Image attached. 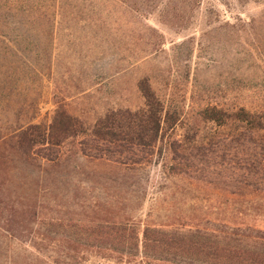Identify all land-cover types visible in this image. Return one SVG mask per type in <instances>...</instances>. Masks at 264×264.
Listing matches in <instances>:
<instances>
[{
	"label": "rangeland",
	"instance_id": "374dc122",
	"mask_svg": "<svg viewBox=\"0 0 264 264\" xmlns=\"http://www.w3.org/2000/svg\"><path fill=\"white\" fill-rule=\"evenodd\" d=\"M36 2L44 19L20 29L0 27L1 42L20 51L15 58L0 54V138L29 122L50 124L54 94L55 102L88 128L109 110H137L143 100L136 84L146 75L182 120L157 145L150 163L108 176H98L107 169L79 158L76 147L66 146L62 159L68 166L55 168L2 144L0 264H8L11 252L21 257L18 264L32 259L6 242L13 210L23 212L18 217L27 231L17 233V224L13 231L27 246L35 236L29 231L33 212L39 219L64 211L90 218L85 208L105 193L112 196L113 212L119 211L115 220L145 221L150 215L153 224L176 226L180 220L184 230L216 236L230 234L240 223L249 227L245 234L264 236V213L249 209L264 206V140L236 147L227 138L209 152L208 141H219L211 139L217 131L196 118L206 105L231 108L264 98V0H62V9L56 0ZM193 127L203 149L188 159L193 166L187 173L174 175L169 141L192 136ZM235 153L262 167L234 171ZM251 182L257 186L245 187ZM239 208L246 213L237 214Z\"/></svg>",
	"mask_w": 264,
	"mask_h": 264
},
{
	"label": "trees",
	"instance_id": "16d2710c",
	"mask_svg": "<svg viewBox=\"0 0 264 264\" xmlns=\"http://www.w3.org/2000/svg\"><path fill=\"white\" fill-rule=\"evenodd\" d=\"M56 3H60L61 7L56 4L55 7L62 9V0H56ZM13 10L15 11L12 12ZM95 10L96 6L92 4L91 13ZM44 14L36 0H28L27 4L23 0H0V27L20 29L22 26L36 24L38 20L44 19ZM19 16L24 19L18 18ZM262 20H250L249 24L263 23ZM1 41L0 54L3 58H15L20 54L14 46L5 45ZM3 66L1 64L0 69ZM136 88L143 100L141 108L134 111L109 110L91 128L73 117L64 104L55 102L54 94L56 108L50 124L46 126L29 122L18 126L6 137L0 138V146L7 145L11 151L25 159L52 163L55 168L68 166L67 159H62L63 149L72 146L76 147L79 158L98 163L100 167L107 169L98 176H108L117 171H136L151 162L157 145L182 120L181 113L159 96L148 75L137 82ZM196 118L218 133L211 139L219 141L215 144L208 141L209 152L213 146L223 143L227 138L236 147H244L246 143L256 145L259 140H264L262 96L243 100L241 104L231 108L206 105L196 113ZM192 129V136H186L182 141H169L174 175L187 173L188 168L193 166L188 159L194 154L200 156L203 149V139L198 136L200 131L195 127ZM202 156H205V152H202ZM231 164L237 172H254L262 167L257 161H252L249 165L237 153L232 155ZM253 183H248L245 187L253 189L257 186ZM111 198L105 193L102 198H97L94 205L86 207V213H92L90 218L76 211H64L62 214H55V219H39V214L33 212L31 215L34 224L29 231L34 230L35 236L28 240L27 246L26 241L17 238L13 231L16 224L20 235L27 231V225L18 217L23 212L13 210L9 221H6L9 225L6 230L8 236L4 237L8 244L16 243L28 258H32L26 264H264V236L259 232L257 236L245 234L248 226L241 228L238 226L240 223L234 224L230 234L216 236L206 230H184L185 225L180 220H177L180 224L176 226L174 223L153 224L148 221L150 215L145 221L132 220L130 216L119 221L112 218L119 211L113 212ZM249 209L258 214L264 213L263 204ZM122 210L127 213V210ZM235 210L237 214L246 213L241 208ZM20 258L18 254L12 255L11 252L8 264H18Z\"/></svg>",
	"mask_w": 264,
	"mask_h": 264
}]
</instances>
